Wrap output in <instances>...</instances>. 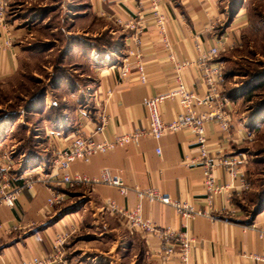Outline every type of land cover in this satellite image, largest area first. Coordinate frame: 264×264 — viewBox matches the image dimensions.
<instances>
[{
	"label": "crops",
	"instance_id": "crops-1",
	"mask_svg": "<svg viewBox=\"0 0 264 264\" xmlns=\"http://www.w3.org/2000/svg\"><path fill=\"white\" fill-rule=\"evenodd\" d=\"M2 1L12 4L17 0ZM67 1V19L75 24V28L79 24L93 22L95 18L126 23L139 15L151 21L148 0ZM223 3L222 0H162L161 9L169 19L167 33L170 45L164 42L150 22L141 36L140 45L133 31H128L118 36L117 49L106 55L105 60L93 58L94 63H82L81 66L88 68L85 75L88 79H84L88 93L81 98L90 104V110L80 107L82 99L75 92H82L81 85L72 89L74 94L65 92L64 99L77 103V107L66 104L60 119L49 117L42 121L43 160L31 172H22L19 167L12 175V184L17 187L21 183L18 176L23 173L34 172L31 175L33 180H45L50 176H54V181L59 178L60 172L53 164L56 154L71 145L78 134L104 141L116 135L131 134L137 129H147L146 100L163 96L176 87L171 55L191 63L192 66L183 73L188 89L200 95L206 94L207 87L196 61L217 47L222 50L218 61L225 66L224 55L240 45L243 30L249 26V14L243 2L226 8H222ZM23 19L19 23L8 13L5 22L0 23V81L13 79L19 74L21 49L26 51L30 48L31 43L28 42L33 32L29 29V18ZM41 27L44 26H39V29ZM74 33L77 34L69 31L65 35L69 40V50L63 59L66 62L85 55V50L81 51L82 46L73 43ZM41 40L43 46L51 43L49 37ZM8 42L10 46H7ZM132 52H141L142 57L131 56V72L121 78V60ZM96 54L94 51L86 55ZM138 60L145 66L146 84L140 80ZM62 69V72L67 71L64 66ZM66 83L65 79L61 80L60 91L65 89ZM223 86L224 94L229 97L225 80ZM262 89L264 76L255 77L245 89L237 90L238 97L232 98L229 105L231 133L226 134L214 123L206 127V147L211 160L223 156L239 162V170L234 176L223 168L216 171L217 183L231 189L229 193L219 195L211 208L206 203L201 166L189 168L185 163L187 158L196 160L200 155L194 135L187 131L168 133L159 142L150 137L142 138L138 145L131 143L109 154L95 155L87 162H76L70 173L95 177L108 169L130 187L154 188L174 200L190 202L197 209L211 212L213 220L199 216L187 224L196 239L191 264H264L254 259V256L264 257V239L259 238V231L264 230V209L249 222L250 211L255 207L253 198L262 191L253 187L248 178L256 158L253 146L257 141L259 143L258 134L264 133V105L253 110L246 107L248 102L253 104ZM182 112L179 101L166 100L161 106V115L166 122L174 121ZM104 118H107L106 124ZM7 139L9 132H4V127L0 128V175L4 172L3 154L9 145ZM158 148L162 150L161 155L157 153ZM41 168L45 171L42 172ZM35 184L34 189L24 190L15 208L0 206V264H23L36 258H51L55 250L54 240L72 228L76 233L65 248L70 264H163L160 238L147 237L130 229L126 221L106 210L108 200L128 210L140 206L144 218L162 228L181 230L184 222L172 207L139 199L134 192L125 197L117 188L105 185L70 189L56 182ZM244 184L250 186L247 191ZM52 193L64 194L66 202L48 207Z\"/></svg>",
	"mask_w": 264,
	"mask_h": 264
},
{
	"label": "built area",
	"instance_id": "built-area-1",
	"mask_svg": "<svg viewBox=\"0 0 264 264\" xmlns=\"http://www.w3.org/2000/svg\"><path fill=\"white\" fill-rule=\"evenodd\" d=\"M150 5L149 21L139 15L136 18L124 23H118L128 32L133 31L137 44L141 43V36L151 22L157 29L158 33L163 37L165 43L169 44V35L167 33L168 16L162 11V0H148ZM10 9V4L7 1L0 2V23L5 22L6 15ZM11 44L8 42L7 46ZM222 50L214 47L211 51L202 54L196 64L201 69V76L205 81L207 92L204 95L191 92L183 78V73L192 65L187 60H177L174 55L170 56V60L174 65L176 87L167 94L158 97H150L144 103V106L149 115V125L147 129H137L131 134L116 135L112 139L97 141L93 137L84 134H78L72 144L66 147L62 152L56 154L53 161L60 174L59 178L55 179L50 176L48 179H32L33 173H23L18 176V181L21 183L14 186L13 178L10 176L12 170V161L7 155H3L5 160L4 172L0 175V206L15 208L18 204V199L22 196L24 190H32L35 183H54L68 187L70 189L89 187L94 188L100 185L117 188L121 195L128 196L130 193H135L137 198L158 202L163 205L172 207L184 221L181 230H173L171 228H162L152 221H148L142 214V208L137 206L133 209H126L119 206L112 200L106 202V210L113 216L119 217L126 221L130 229L140 231L147 237L158 236L161 241V260L163 264H191L192 252L195 247L196 239L189 229L187 224L199 216L214 219L211 212L203 209H197L193 203L186 201H178L172 199L168 195L160 193L159 190L149 188L142 190L137 186L126 185L120 177L113 176L108 169L102 170L98 176L89 177L86 175L71 174V166L76 162L89 161L93 156L99 154H109L118 148L126 147L127 145L140 143L142 138L150 137L159 142L168 133H178L187 131L194 135L198 147L200 148L199 157L194 159H186L185 163L189 168L201 166L205 179L206 188V203L208 208L213 207L215 200L219 195L229 193L231 189L228 185H219L215 177L216 171L225 169L230 176L236 175L239 170V162L235 158H224L217 156L213 160L210 158V152L206 147L208 132L206 127L208 124H216L226 134L231 133L232 113L229 105L231 104L230 97L224 94V70L225 66L218 61ZM131 56L141 58V52L137 54L132 52L129 57L121 60V78L126 77L131 72ZM139 61V60H138ZM138 72L140 80L146 84L147 75L145 66L138 62ZM166 100L179 101L183 112L172 122H166L161 115V106ZM203 108L204 110H201ZM107 123V118H104V124ZM157 153L161 155L162 150L158 148ZM40 168V167H39ZM35 170V169H33ZM42 172L45 169L41 168ZM250 186L244 184V189L247 191ZM66 202V196L62 193H52L48 199V207H57ZM75 229L72 228L68 232H64L57 236L54 240V254L51 258L39 259L36 258L30 262L23 264H70L66 259V246L69 240L75 234ZM259 238L264 239V230L259 231ZM255 260L264 263V257L254 256Z\"/></svg>",
	"mask_w": 264,
	"mask_h": 264
},
{
	"label": "rangeland",
	"instance_id": "rangeland-1",
	"mask_svg": "<svg viewBox=\"0 0 264 264\" xmlns=\"http://www.w3.org/2000/svg\"><path fill=\"white\" fill-rule=\"evenodd\" d=\"M67 2V0H17L10 3L8 13L12 20L22 23L23 18H29V29L33 32L28 42L31 43L30 48H23L26 51L21 49L19 74L13 79L0 81V128L4 127V132H9L7 139L9 145L4 148L3 155L11 158V177L20 168L22 172L33 171V167L39 164L37 161L43 160V135H40L42 121L49 117L61 116L66 104L77 107V103L67 102L64 94L70 95L72 89L75 90L80 85L82 92H75L79 98L88 93L85 90L88 87L84 80L88 79L85 76L88 68L81 66L82 63H92V61L94 63L93 58L104 59L109 55L108 52L117 49L118 36L128 33L118 22L112 20L107 22L97 18L93 22L79 24L75 28V24L67 19ZM222 2H224L222 8L243 2L249 14V26L243 30L240 45L224 55L225 89L231 91L236 98L237 90L245 89L248 82L255 79L258 73L262 72L260 75H264V0H222ZM39 26L44 27L39 29ZM69 31L77 32L74 33L73 37L76 38L73 43L82 46L81 51L85 50V55L66 62L63 59L69 50V40L65 35ZM46 37H49L51 43L43 46L40 44L41 39ZM94 51H97L96 55H86ZM63 66L67 71L65 69L62 72ZM61 78L67 81L68 87H65V91L59 89ZM81 99L80 107L89 111L90 104L85 102L84 98ZM248 103L246 107L250 110L264 105V89L260 96H255L253 104ZM47 107L49 108L46 111ZM258 139L259 143L257 141L253 146L256 158L248 178L253 187L264 190V133L258 134ZM257 198L255 196L253 201L257 202Z\"/></svg>",
	"mask_w": 264,
	"mask_h": 264
},
{
	"label": "trees",
	"instance_id": "trees-1",
	"mask_svg": "<svg viewBox=\"0 0 264 264\" xmlns=\"http://www.w3.org/2000/svg\"><path fill=\"white\" fill-rule=\"evenodd\" d=\"M236 6H238V5H236ZM112 52H113V50L108 52V53L111 54ZM260 74H262V72L258 73L257 78L261 77ZM262 76H264V75H262ZM61 80H62V78H61ZM60 81H59V83H60ZM59 83H58V85H59ZM228 95H229V97H231V99L234 98L233 95L231 94V91H229ZM55 118L60 119L59 116L58 117L56 116ZM32 161H34V160H32ZM37 162H40V161H37ZM261 191L262 192L260 193V195L257 196L258 201L255 202L254 209L250 211L251 212V218L249 219V222H252L259 214H261L263 212V209H264V190H261Z\"/></svg>",
	"mask_w": 264,
	"mask_h": 264
}]
</instances>
